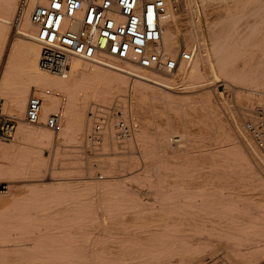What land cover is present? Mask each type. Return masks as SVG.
Listing matches in <instances>:
<instances>
[{
  "label": "bare ground",
  "instance_id": "bare-ground-1",
  "mask_svg": "<svg viewBox=\"0 0 264 264\" xmlns=\"http://www.w3.org/2000/svg\"><path fill=\"white\" fill-rule=\"evenodd\" d=\"M19 1L0 0V99L17 122L0 139V157L16 164L0 163V176L44 177L45 149L91 145L96 104L129 106L136 118L126 168L59 176L51 166L62 182L0 185V264H264V151L246 127L264 111V0H199L206 31L194 0H168L165 53L191 49V61L167 72L73 59L66 77L40 67L29 11L15 23ZM31 93L43 99L39 123L25 119ZM158 106L173 116L163 110L160 123Z\"/></svg>",
  "mask_w": 264,
  "mask_h": 264
},
{
  "label": "built area",
  "instance_id": "built-area-1",
  "mask_svg": "<svg viewBox=\"0 0 264 264\" xmlns=\"http://www.w3.org/2000/svg\"><path fill=\"white\" fill-rule=\"evenodd\" d=\"M168 0H20L15 23L29 11L36 28L35 41L40 47V67L66 77L73 59L95 62L105 56L133 61L143 67L173 72L181 61H191L194 51L180 48L177 56L165 53L164 16ZM43 99L35 93L28 98L25 119L40 122ZM0 99V138L10 139L16 119L5 114ZM93 119L90 143L100 147L107 121L112 118L117 137L125 140L133 133L128 115L116 105L96 104L89 113ZM57 116L46 125L55 129ZM246 127L256 145L264 151V111L246 120Z\"/></svg>",
  "mask_w": 264,
  "mask_h": 264
},
{
  "label": "rangeland",
  "instance_id": "rangeland-1",
  "mask_svg": "<svg viewBox=\"0 0 264 264\" xmlns=\"http://www.w3.org/2000/svg\"><path fill=\"white\" fill-rule=\"evenodd\" d=\"M193 9L194 10H198L199 13H200V16L202 17L204 14L202 12V5H201V1L199 0H195L193 1ZM196 3V4H195ZM195 5V6H194ZM209 8L207 7L206 10V13L209 14V19H212L214 18V13L212 14L210 9L208 10ZM196 10V11H197ZM210 11V12H209ZM184 12H178L177 14L178 15H182ZM202 13V15H201ZM212 17V18H211ZM205 19V16L202 17V25H203V28L205 29L206 31V21L204 20ZM187 21V20H186ZM185 19H184V24L186 23ZM183 27L181 28H185V25H182ZM205 26V27H204ZM16 31V27H14V32ZM205 35H206V32H204ZM251 88L250 87H245L243 89V91L246 93H250L251 91ZM214 99L216 100V103L217 105L219 106V108L222 110V107H221V100L217 99L214 97ZM231 102V105L234 107V109L238 110L237 107L235 106V103H234V99L230 100ZM114 105V104H112ZM112 105H108V107L112 106ZM117 106V105H116ZM122 110H124V112L128 115V117L130 118L131 122L133 121L134 118H136V115L134 113V111L130 110V107L126 106V109L124 107H120ZM162 109V110H161ZM158 106V109L155 110V114L157 112V120L161 123V121H163L166 117V115L170 112V114L172 113V116L174 114V111L172 110H167L164 109V108H161ZM165 111L167 114H165L164 112L162 111ZM134 113H132V112ZM172 111V112H171ZM151 112H149L148 114L151 115L152 117V113L150 114ZM162 116H160V114ZM6 114V113H5ZM8 114V113H7ZM134 116H133V115ZM159 114V115H158ZM53 115V114H52ZM149 115L146 114V116L148 117ZM160 117H164L162 119L159 118ZM249 118V117H248ZM247 118V119H248ZM246 119V120H247ZM195 124V123H194ZM193 124V127H197ZM17 125V124H16ZM192 128V127H191ZM1 139V138H0ZM61 140H64L63 138ZM130 140H133V133L130 137L126 138L125 140H120L118 137H117V129H116V125L114 124V120L112 118H110L108 121H107V124H106V127H105V130L103 131V135H102V143L100 145V147H93L92 145H88L87 142L85 140H83L82 142L78 143V142H69V141H59V140H56V142H58V147H59V150L60 151V154L58 156H55L54 155V148H51L52 150L50 151L49 148L45 149L44 152H43V155H44V158L48 160V165H49V169L47 171V175L44 176V177H36V178H31V177H25L24 178L22 176H19V177H22V178H19L18 175L16 177H13L15 178L13 181H14V184H18L19 187L21 186L22 184V188L26 185V186H29L30 183H33V181H35L36 183H45V182H57V180L60 181L59 178H61V181L62 182V177H59L61 176L62 174V171L64 172L66 170L67 167L69 168H77V170L81 169L80 171L82 172H85L84 174H86L85 176H87L88 174V166L90 165H94L96 168V172H97V175H98V172H100V167L102 166H107L109 167V169L113 170V171H117V170H120L121 168H126L128 167V160H129V156L126 154L127 151H128V142ZM114 142L116 143V146L114 145ZM63 144V145H62ZM67 144V145H66ZM66 145V146H65ZM76 145V146H74ZM62 146V147H61ZM74 146V147H73ZM72 148V149H70ZM49 149V150H48ZM70 149V150H69ZM138 149V148H136ZM135 149V150H136ZM49 151V152H48ZM126 152V153H124ZM139 152L141 153V151L138 149V151L136 150V156L139 158V161H140V164H143V157L141 154H139ZM49 155H48V154ZM48 157V158H47ZM55 157L57 159H55ZM4 158V159H3ZM5 156H2V158L0 157V163L1 164H7V165H14L16 164V162H13V160H9L7 161V159L5 160ZM9 159V157H8ZM62 159V160H61ZM55 160L56 163L53 161ZM66 160V162L64 161ZM11 161V162H10ZM53 163V164H52ZM67 163V164H66ZM70 163V164H69ZM72 163V164H71ZM73 163H76V164H73ZM56 165V166H55ZM53 168H56L58 171L57 172H60V175L58 176L57 179H54L51 177V174H50V170L52 167ZM100 166V167H98ZM142 165H140L141 167ZM86 168V170L84 171V169ZM93 167V166H92ZM65 168V169H64ZM83 168V170H82ZM99 168V169H98ZM64 169V170H62ZM99 170V171H98ZM87 171V172H86ZM125 173V172H124ZM50 176V177H49ZM84 176V175H82ZM5 177V176H3ZM0 176V185H6V183L10 184V182H8V180H12L13 178L11 177H7V178H3ZM101 177V175L98 176V178ZM3 178V179H2ZM9 178V179H8ZM45 178V179H44ZM2 179V180H1ZM36 179V180H35ZM43 179V180H42ZM54 179V180H53ZM100 179H103V178H100ZM15 180H16V183H15ZM19 180V181H18ZM23 180V181H22ZM40 180V181H38ZM13 181H11L12 183L10 185H13ZM30 181V183L28 182ZM45 181V182H44ZM58 181V182H59ZM4 182V183H2ZM18 182V183H17ZM21 182V183H20ZM29 183V185H28ZM41 183V184H42ZM25 186V187H26ZM20 187V188H21ZM24 187V188H25ZM1 189V187H0ZM223 254V253H222ZM221 257V256H220ZM225 262V259L222 258V262ZM226 264V263H224Z\"/></svg>",
  "mask_w": 264,
  "mask_h": 264
}]
</instances>
